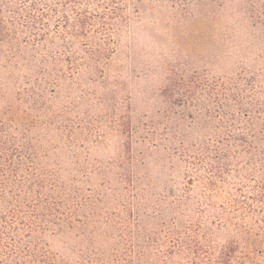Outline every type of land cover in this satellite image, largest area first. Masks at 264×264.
<instances>
[{"label": "rangeland", "instance_id": "obj_1", "mask_svg": "<svg viewBox=\"0 0 264 264\" xmlns=\"http://www.w3.org/2000/svg\"><path fill=\"white\" fill-rule=\"evenodd\" d=\"M120 1L0 0V264H264V0Z\"/></svg>", "mask_w": 264, "mask_h": 264}, {"label": "trees", "instance_id": "obj_2", "mask_svg": "<svg viewBox=\"0 0 264 264\" xmlns=\"http://www.w3.org/2000/svg\"><path fill=\"white\" fill-rule=\"evenodd\" d=\"M64 1L73 6V10L76 15L75 22L78 28V32L81 35H84L86 33L90 22L99 21V23L102 25H106L108 22H109L108 24L110 23L112 24L115 21L121 19L124 14V12L120 10V8L118 7V3L122 2L120 0H105L101 4L102 6L101 11H95V12L89 10L88 9L89 7H87L86 9L82 8L79 0H64ZM6 152H7L6 144L3 142V138L0 135V165L4 161H10V156ZM259 188L263 194H261L260 200L257 201H263L264 180ZM11 207L9 209H11ZM261 209L262 208H260V210ZM11 211L12 214H15L14 213L15 210L13 208L10 210V212ZM17 219H19V222H16V224L12 223L11 225H13V227H16V225H20V224L21 225L26 224L25 220L19 217L18 214H16V216L14 217V220ZM10 220L12 222V219H10L7 215L0 214V232L3 230V227H5V225H9V223H11L9 222ZM258 222L264 223V218L263 217L260 218ZM0 243L2 244L3 242H1L0 240ZM249 244H251V242H249ZM191 253L195 257H197V255L201 254V249L194 245L191 248ZM263 259H264V255H263ZM126 264H133V262L130 259ZM210 264H261V260L255 258L251 253V251L248 250V248H243V251H240L238 247L235 245V243L229 242L227 245L223 246L218 250L216 256L215 254H213V257H211L210 259Z\"/></svg>", "mask_w": 264, "mask_h": 264}]
</instances>
